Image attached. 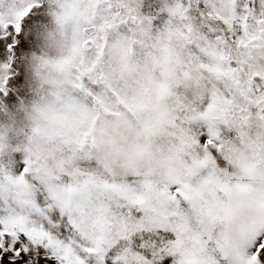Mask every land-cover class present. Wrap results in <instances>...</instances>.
Segmentation results:
<instances>
[{
    "label": "snow or ice",
    "instance_id": "obj_1",
    "mask_svg": "<svg viewBox=\"0 0 264 264\" xmlns=\"http://www.w3.org/2000/svg\"><path fill=\"white\" fill-rule=\"evenodd\" d=\"M0 264H264V0H0Z\"/></svg>",
    "mask_w": 264,
    "mask_h": 264
}]
</instances>
